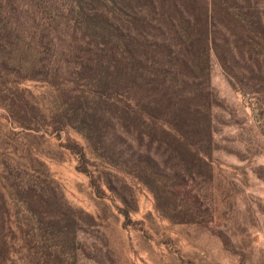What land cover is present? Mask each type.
<instances>
[{"label": "rangeland", "instance_id": "1", "mask_svg": "<svg viewBox=\"0 0 264 264\" xmlns=\"http://www.w3.org/2000/svg\"><path fill=\"white\" fill-rule=\"evenodd\" d=\"M249 1L263 28L252 29L253 39L236 35L229 42L235 57L227 56L225 64L233 74L211 53V137L193 146L208 166H195L186 185L199 196L193 205L179 195L177 176L190 167L175 147L155 143L150 149L169 171L166 177L153 174L156 198L133 166L102 157L75 128L62 125L68 93L87 90L83 80L75 83L61 65L56 77L40 70L30 78L35 72H13L0 61V264H264V0ZM75 6L76 0H0L3 20L29 53L22 63L39 58L38 67L52 65L49 47L61 52V62L72 60L83 32L73 20ZM224 32L222 41L230 38ZM16 86L44 115L32 118L30 128L7 111ZM84 165L102 186L98 192L79 170ZM109 174L117 177L112 180L122 188L125 205L104 186ZM50 180L61 191L57 203L75 211V232L60 237L51 229L73 220L41 218L33 210L49 207L37 199L27 206L16 192L19 184L45 186Z\"/></svg>", "mask_w": 264, "mask_h": 264}, {"label": "trees", "instance_id": "2", "mask_svg": "<svg viewBox=\"0 0 264 264\" xmlns=\"http://www.w3.org/2000/svg\"><path fill=\"white\" fill-rule=\"evenodd\" d=\"M72 14L83 31L72 60L61 62V52L49 47L46 59L51 58L52 65L38 67L39 58L38 63H22L21 56L29 53L0 13L2 64L12 66L13 72H35L30 78H38L35 74H41L40 70L56 77L61 65L75 77V83L83 80L87 90L68 93L66 107L60 111L62 125L75 128L102 157L133 166L156 198L158 183L153 174L166 177L169 171L167 163L163 166L150 149L155 143L171 151L175 147L190 167L177 176L179 195L192 205L199 203V196L185 188L195 166H208L193 146L199 139L211 137V53L227 74H233L225 64L227 56L235 57L229 42L236 35L250 38L252 29L263 28L258 10L249 0H76ZM221 30L230 37L224 36L225 51ZM13 90L16 97L8 99L6 108L23 128H30L35 116L44 118L24 90L17 86ZM143 144L146 151L141 149ZM72 148L87 163L83 149L75 144ZM79 170L97 192L101 190L86 165ZM112 177L117 179L109 174L104 186L125 205L122 188ZM19 185L16 192L21 202L29 206L37 199L42 208L49 207L33 210L39 217L73 220L53 229L49 226L55 236L75 232V211L65 201L57 203L56 192L61 195V191L55 182ZM130 212L127 209L124 216L129 218Z\"/></svg>", "mask_w": 264, "mask_h": 264}]
</instances>
